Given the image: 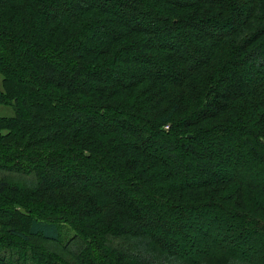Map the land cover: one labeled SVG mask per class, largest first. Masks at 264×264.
Wrapping results in <instances>:
<instances>
[{
  "label": "trees",
  "instance_id": "16d2710c",
  "mask_svg": "<svg viewBox=\"0 0 264 264\" xmlns=\"http://www.w3.org/2000/svg\"><path fill=\"white\" fill-rule=\"evenodd\" d=\"M0 84V264H264V0H0Z\"/></svg>",
  "mask_w": 264,
  "mask_h": 264
},
{
  "label": "rangeland",
  "instance_id": "374dc122",
  "mask_svg": "<svg viewBox=\"0 0 264 264\" xmlns=\"http://www.w3.org/2000/svg\"><path fill=\"white\" fill-rule=\"evenodd\" d=\"M210 30H212L213 31V27H210ZM215 32V31H214ZM189 37V36H188ZM184 38H182L181 40L179 39L178 40V42L183 46V48L184 47H187L188 48V42H185L184 40H183ZM259 61V60H258ZM260 64V63H259ZM253 65H255V62L253 61H247L246 62V67H253ZM57 71V70H56ZM67 79H71V80H73V78L70 76V75H68V77H67ZM2 90V88H1V84H0V91ZM13 115V111H12V109L10 108V107H8V106H3V105H0V117H10V116H12ZM136 144L137 145H142V146H145V144L143 143V138H140V137H137V139H136ZM148 147V149L150 150V151H152V150H154L155 149V151H157V148L156 147H154V148H152L151 146H147ZM216 147H215V145L214 144H212L211 146L209 145V146H205V148H204V152L205 153H212V152H214V151H216V149H215ZM215 153V152H214ZM221 158H223V157H221ZM190 161V160H189ZM188 161V162H189ZM190 163V162H189ZM85 174H87V175H90V176H94L93 174H89V173H85ZM86 176V175H85ZM84 177V176H83ZM85 178V177H84ZM83 178V179H84ZM57 179H58V177H57ZM28 183H29V185H32L33 183H34V181H32V180H28ZM104 184V183H103ZM202 221V220H201ZM179 223H181V222H179ZM202 223V222H201ZM144 225V230L146 231V232H150L151 230H152V223H148V222H146V223H144L143 224ZM183 229H184V231H185V228L184 227H182ZM203 228H206V226H203ZM64 230H62L63 231V233L66 235V233H67V235H66V238H67V236H69V232H67V227H64L63 228ZM66 231V232H65ZM184 231L183 230H181L180 232H179V236L178 237H175V238H172V240H173V242H175V248H174V251L175 252H177L178 253V255H180V253L179 252H181L182 254H183V256H188L189 254H188V252L185 250V248H184V246H183V240L185 239V235L186 234H189V232H186L185 231V234H184ZM151 232H154L153 230L151 231ZM63 234V235H64ZM214 235H216V233H215V231H214ZM221 236V238H223L222 237V235H220ZM202 237H204V236H202ZM190 238H192V239H194V235L193 234H191L190 235ZM202 239V238H201ZM201 239H198L197 240V242L199 243L200 241H201ZM218 239H220V237L219 236H217V238H216V236L214 237V239L213 240H218ZM65 240V239H64ZM64 244V243H63ZM171 243H166V245H170ZM45 246H46V248H48V249H56V250H58L59 251V248H57L56 247V245L55 244H53V243H45ZM70 248L69 249H71V251L72 252H74V251H76V249H77V244L76 243H73V244H70V246H69ZM182 247H183V249H182ZM256 247V245L254 246H251V251L252 250H254V248ZM245 250V248H241V251L242 250ZM61 250V249H60Z\"/></svg>",
  "mask_w": 264,
  "mask_h": 264
}]
</instances>
